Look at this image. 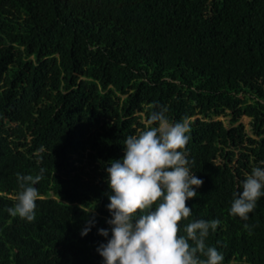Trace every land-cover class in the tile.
<instances>
[{
  "label": "trees",
  "instance_id": "obj_1",
  "mask_svg": "<svg viewBox=\"0 0 264 264\" xmlns=\"http://www.w3.org/2000/svg\"><path fill=\"white\" fill-rule=\"evenodd\" d=\"M162 107L203 180L179 235L218 220L221 264H264V196L230 214L264 168V0H0V264H104L108 162ZM41 168L35 219L10 216L17 173Z\"/></svg>",
  "mask_w": 264,
  "mask_h": 264
},
{
  "label": "clouds",
  "instance_id": "obj_2",
  "mask_svg": "<svg viewBox=\"0 0 264 264\" xmlns=\"http://www.w3.org/2000/svg\"><path fill=\"white\" fill-rule=\"evenodd\" d=\"M167 111V107L151 111L145 128L125 139L123 158L108 162L107 184L113 193L107 206L111 238L97 248L104 264H221L224 259L216 248L205 244L209 231L216 230L220 221L190 222L184 229L186 236L179 235V222L192 214L187 201L197 196L195 189L203 180L191 172L194 161L183 151L190 139L188 119L170 122ZM44 172L41 168L37 175L17 173L20 190L8 209L10 216L28 222L35 219L36 202L41 198L35 185ZM262 189L264 168L254 167L242 190L234 194L230 214L246 221L264 196ZM94 224L93 217L81 236ZM98 235L107 238L109 231L99 229Z\"/></svg>",
  "mask_w": 264,
  "mask_h": 264
},
{
  "label": "rangeland",
  "instance_id": "obj_3",
  "mask_svg": "<svg viewBox=\"0 0 264 264\" xmlns=\"http://www.w3.org/2000/svg\"><path fill=\"white\" fill-rule=\"evenodd\" d=\"M241 122L245 125V128L248 130L249 126H248V122L249 119L246 117H242Z\"/></svg>",
  "mask_w": 264,
  "mask_h": 264
}]
</instances>
